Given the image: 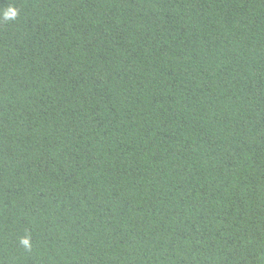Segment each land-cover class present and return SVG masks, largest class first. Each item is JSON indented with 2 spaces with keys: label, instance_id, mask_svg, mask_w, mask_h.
<instances>
[{
  "label": "trees",
  "instance_id": "16d2710c",
  "mask_svg": "<svg viewBox=\"0 0 264 264\" xmlns=\"http://www.w3.org/2000/svg\"><path fill=\"white\" fill-rule=\"evenodd\" d=\"M0 264H264V0H0Z\"/></svg>",
  "mask_w": 264,
  "mask_h": 264
},
{
  "label": "clouds",
  "instance_id": "9594fccd",
  "mask_svg": "<svg viewBox=\"0 0 264 264\" xmlns=\"http://www.w3.org/2000/svg\"><path fill=\"white\" fill-rule=\"evenodd\" d=\"M17 15H18V12L15 9H11L5 13L6 18H10V19H14ZM21 243L27 248L31 247V243H30L29 238L22 239Z\"/></svg>",
  "mask_w": 264,
  "mask_h": 264
}]
</instances>
